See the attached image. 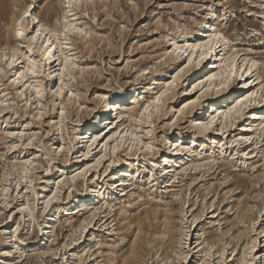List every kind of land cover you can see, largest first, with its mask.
Segmentation results:
<instances>
[{
	"label": "rangeland",
	"instance_id": "1",
	"mask_svg": "<svg viewBox=\"0 0 264 264\" xmlns=\"http://www.w3.org/2000/svg\"><path fill=\"white\" fill-rule=\"evenodd\" d=\"M262 1L72 0L68 6L66 0H16L19 7L32 3L31 13L55 24L56 29L66 13L81 30L67 32L64 54L69 49L75 78L65 77L67 85L61 93L70 100L60 117V102L51 103L44 85L38 95L29 86L28 75L12 85V65H7V57L0 62V264H249L242 259L255 237L262 250L259 254L264 253L262 125L250 129L251 120L245 118L248 110H243L220 133L213 131L219 120L203 133L192 121L199 102L192 112L189 107L172 120L171 109L183 99L181 87L186 81L176 82L162 97L163 107L152 112L150 119L138 113L175 66L173 55L159 57L168 37L192 39L209 4L218 7L214 22L230 40L227 50L257 57L264 78ZM10 5L11 0H0V46L7 37L9 45L15 43ZM29 19L19 51L30 45ZM41 63L37 76L43 80ZM23 64L24 58L19 59L20 69ZM133 86L137 93L124 107L127 112L120 129L136 121L135 131L145 139L144 130L151 128V150L137 152L124 167L118 165L136 150L128 147L130 135L126 133L114 156L112 143L75 151L78 120L92 122L100 95L117 89L123 93ZM212 95L213 91H206L201 101ZM176 133L184 141L191 134L198 136L190 152L183 151L177 165L162 172L153 163L154 153ZM199 156L204 157L201 164L193 161ZM113 157L116 160L110 163ZM166 160L174 159L166 154L162 166L169 164ZM87 167L90 170L81 175ZM126 167H131L126 177L130 186L121 194L113 179ZM92 186L100 188L98 195L73 203ZM193 216L199 217L195 223ZM201 232L202 243L195 247Z\"/></svg>",
	"mask_w": 264,
	"mask_h": 264
},
{
	"label": "bare ground",
	"instance_id": "2",
	"mask_svg": "<svg viewBox=\"0 0 264 264\" xmlns=\"http://www.w3.org/2000/svg\"><path fill=\"white\" fill-rule=\"evenodd\" d=\"M71 1L72 0H66L68 6L71 4ZM262 3L264 4V0ZM262 3L261 7L264 8ZM207 7L206 16L200 21V25L192 39L187 37L180 38L181 35L178 36L173 34L168 37V45L162 50L159 57L165 58L166 55H173L176 61L175 66L171 67L168 79L161 83L155 95L142 103L138 113H140L139 115H141V117L143 115L145 119H150L149 117L152 112L158 111L163 107L162 97L171 90L176 82L182 83L186 81L181 87V97L183 99L178 103L175 109H171V119H174L182 112L184 113V110H187L189 107H191V109H189L192 112L193 107L199 102L200 108L192 121L199 124V130L203 133L207 132L218 120L219 124L213 128V131H218L220 133L223 131L224 126L228 124L232 125L236 119V115L240 114L243 110H248L246 111L247 115L245 118L246 120H251L250 125L248 124L250 129H252L251 127L261 125L264 128V78H261L259 74V66L262 63L257 57H249L246 53H241L237 49L227 50L230 40L214 22L218 16V7L214 4H209ZM9 8L10 28L15 43L14 45H9L7 42L8 37L5 39V44L0 46V62L7 57V65H12V85L21 82L27 75L30 80L28 84L34 90L35 94L38 95L40 88L44 85L45 91L51 97V103L56 104L57 100H59L60 113L58 115L60 117L65 107V102L70 100L68 96H62L61 93L67 85L65 77L70 76L71 78H75L73 70H70L73 61L72 58H70L72 55L69 53V49L67 50L68 54H64V49L68 48L67 32L71 29L81 30V28L73 23L74 18L67 19L68 16L65 13L60 28L56 29L55 24H49L44 19L40 18L36 12L31 13L33 10L32 3L25 4L24 7H19L16 0H11ZM25 13H28V15L25 16ZM28 17H30L29 23L31 25L30 45L27 46L25 51H19L18 44L21 43V36L26 29ZM177 27L180 26L177 25ZM182 33L184 34L183 31ZM33 37H35V39H33ZM32 44L34 46H32ZM21 58H24L22 69L18 67V60ZM40 60L42 61L43 80H40L37 76ZM65 61H67V63H65ZM144 71L146 72L147 70ZM117 90H114L112 94L102 93V95H100L99 111L93 112L94 118L92 122L81 123L82 120H78L80 123L76 125V131L74 130L75 136L73 145L74 150L79 152L84 146L89 150L92 147L96 148L99 144L104 143L102 148H105L108 143H112L110 144V149L114 156L115 151L122 145L124 135L129 133L130 136L127 139V145L130 149L135 146L136 150L132 154H129V157L127 155V158L125 157L122 161L118 162V165L124 167L132 158L131 156L137 155V152L143 151L144 149L151 150L153 140L149 137L151 128L149 130H144L143 134L146 136L145 139L140 138L139 134H137V131H135V127L137 126L135 124L136 116L133 118L135 119L133 120L135 121L134 124L130 126L124 125L123 128L120 129L123 124L122 118H124L127 112V108L124 107L132 102L137 93V88L135 86L129 87L123 93ZM210 90L213 91V95L201 101L204 93ZM233 90L235 91L232 92L231 95V91ZM238 92H243V94L239 96V94H237ZM23 93L24 90H21L20 94L22 95ZM228 94H230V96L226 99L225 97ZM37 101L39 106L42 105L40 99ZM39 106L38 110H40L41 107ZM241 115H243V113H241ZM138 118H140V116H138ZM120 119L121 121H119ZM141 121L142 119L140 118L138 123ZM148 121L146 120L144 122L148 123ZM116 122L120 123L113 127ZM192 123L193 122H191V124ZM99 130L106 132L104 134H99ZM116 134L117 136L115 137ZM197 136L196 134H191L187 141H184V136L181 133H176L166 139L164 138V147L154 153V165L161 169L162 172H167L170 170L169 168H174L181 157V153L183 151L190 152L189 147L195 144ZM100 137L102 138L100 139ZM202 150L203 148H201V151ZM83 154L85 153H82V155ZM166 154H169L170 158L174 160H166L169 164L162 166L163 156ZM200 154L201 152L197 153V155ZM99 158L96 159L95 163H98ZM209 158L211 161L215 160L212 156ZM201 159H204V157L199 156L193 161H197V164H201ZM115 160L116 159L113 157L110 163ZM181 169L184 170L185 168L182 167ZM21 170L24 171L25 168H21ZM89 170L90 167L84 168L81 175H86ZM172 170V173L174 172L173 174H176L177 171L174 169ZM130 171L131 167H126L117 178L113 179L114 186L119 187V192L121 194L130 186V184H128V179H126ZM56 188L57 187H55V190L57 191ZM99 192L100 188L92 186L87 193H80L77 195L73 203L84 201L87 197L92 198L98 195ZM54 198L55 196L50 197L52 200ZM49 201L50 200L47 202ZM104 204L109 208L111 207L106 201L102 203L103 206ZM48 206L50 205H45V207ZM52 219L53 215L49 217L47 223ZM198 219L199 217L193 216L192 223H195ZM40 231H43L42 228ZM261 232L264 231L261 230ZM203 233L204 232L197 234L194 242L196 244L195 247H200L202 243L200 239L204 237H202ZM212 246L213 243L211 242L208 246L209 249L212 248ZM262 246L264 247V240ZM233 251L234 250H232V252ZM135 252L136 250L134 248L132 251L133 255ZM210 252L211 251H209V253ZM260 252H262V250L259 249L255 237L251 239L250 243L247 245L242 261L249 264H264V253L259 254ZM250 255L252 258H250ZM184 258H186V255Z\"/></svg>",
	"mask_w": 264,
	"mask_h": 264
},
{
	"label": "snow or ice",
	"instance_id": "3",
	"mask_svg": "<svg viewBox=\"0 0 264 264\" xmlns=\"http://www.w3.org/2000/svg\"><path fill=\"white\" fill-rule=\"evenodd\" d=\"M28 15V13H25V16H27ZM66 31H67V29H66ZM21 35H22V33H21ZM33 39H35V37H33ZM65 63H67V61H65ZM149 135H151V133H149Z\"/></svg>",
	"mask_w": 264,
	"mask_h": 264
},
{
	"label": "built area",
	"instance_id": "4",
	"mask_svg": "<svg viewBox=\"0 0 264 264\" xmlns=\"http://www.w3.org/2000/svg\"><path fill=\"white\" fill-rule=\"evenodd\" d=\"M211 66V65H210Z\"/></svg>",
	"mask_w": 264,
	"mask_h": 264
}]
</instances>
